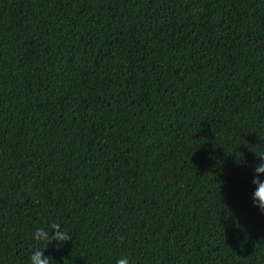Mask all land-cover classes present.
<instances>
[{"label":"trees","instance_id":"16d2710c","mask_svg":"<svg viewBox=\"0 0 264 264\" xmlns=\"http://www.w3.org/2000/svg\"><path fill=\"white\" fill-rule=\"evenodd\" d=\"M255 152L264 0H0V264H264Z\"/></svg>","mask_w":264,"mask_h":264},{"label":"clouds","instance_id":"9594fccd","mask_svg":"<svg viewBox=\"0 0 264 264\" xmlns=\"http://www.w3.org/2000/svg\"><path fill=\"white\" fill-rule=\"evenodd\" d=\"M258 158L254 166H252L253 190L251 192V199L253 206L261 213H264V152H255ZM247 166V162H245ZM31 240L36 245H49L53 240L57 241V245L72 239L70 233L62 227L59 219L50 217L46 226H34L31 231ZM47 248L42 246H35L29 250L26 264H59L55 257L46 256L44 253ZM115 264H132L131 258L128 255H123L115 260Z\"/></svg>","mask_w":264,"mask_h":264}]
</instances>
